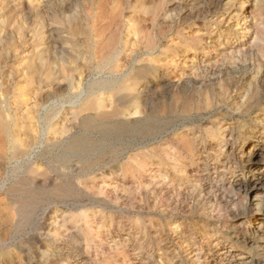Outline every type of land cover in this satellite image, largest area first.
<instances>
[{"label": "rangeland", "instance_id": "obj_1", "mask_svg": "<svg viewBox=\"0 0 264 264\" xmlns=\"http://www.w3.org/2000/svg\"><path fill=\"white\" fill-rule=\"evenodd\" d=\"M241 1L0 0V264H264Z\"/></svg>", "mask_w": 264, "mask_h": 264}, {"label": "bare ground", "instance_id": "obj_2", "mask_svg": "<svg viewBox=\"0 0 264 264\" xmlns=\"http://www.w3.org/2000/svg\"><path fill=\"white\" fill-rule=\"evenodd\" d=\"M249 0H243V1H241L240 2V6L238 7V9L242 12V13H244V12H248L247 11V2H248ZM39 58V57H38ZM43 59V58H42ZM40 60V59H39ZM261 154V158H260V163H262V164H264V151H263V149L261 150V152H260ZM253 169V168H252ZM252 172H257V173H260V175L261 174H263L264 173V167L263 168H260L259 167V165H257V166H254V170H252ZM253 174V173H252ZM255 174V173H254ZM254 177V176H253ZM263 179V178H262ZM244 180V179H243ZM263 193V192H262ZM248 194V193H247ZM264 195V194H263ZM259 196H260V194H259ZM262 199H263V197H262ZM264 200V199H263ZM257 201V200H256ZM260 202V201H259ZM258 202V203H259ZM261 203H262V201H261ZM264 205V204H263ZM258 206V205H257ZM255 207V206H254ZM253 218V217H252ZM260 226H262V225H260ZM261 244V243H260ZM263 244V243H262Z\"/></svg>", "mask_w": 264, "mask_h": 264}]
</instances>
